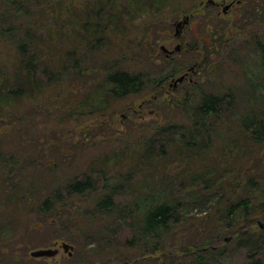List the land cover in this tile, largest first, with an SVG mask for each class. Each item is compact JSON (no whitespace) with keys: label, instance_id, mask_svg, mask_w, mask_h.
<instances>
[{"label":"rangeland","instance_id":"374dc122","mask_svg":"<svg viewBox=\"0 0 264 264\" xmlns=\"http://www.w3.org/2000/svg\"><path fill=\"white\" fill-rule=\"evenodd\" d=\"M99 1L102 6L107 5V1L111 2L115 9H122V14L110 19L105 16L102 20V14H99L100 17L95 18L99 23L93 24L94 28H88L89 34L86 35L90 36L92 32L91 37L95 35L89 44L99 51H90L85 58L86 87L100 76L99 54L105 52L106 56L116 58L123 51L122 64L132 72L148 76L173 73L159 88V97L156 98V92L117 96L104 86L90 88L89 91L70 90V83L79 81V78L66 73L61 83L48 82L41 87L34 83V87L21 96L0 92V115L3 116L8 108L19 105L28 93L33 97L32 90L44 87L39 101L48 110L44 107V114L39 116L40 122L37 121L29 133L48 141L43 158L50 159L53 166L39 169V175L46 176V185L53 189L65 176L79 174L95 163L97 170L107 175L113 174L112 170L120 173L117 183L122 181V192L116 193V199L125 201L131 198L130 192L134 188L141 186L142 180L151 178V175L157 176L154 169L157 163L164 161L167 164L165 179L171 184V180H175L171 189L181 204L177 210L178 219L163 239L162 260L156 259L160 254L156 252L155 258L148 264H192L185 262L178 253L183 240L194 243L200 239L197 233L201 229L197 227L188 234L192 219L196 221V226L206 220L204 233L213 240L212 246L216 248L209 259L211 264H249L252 258L264 261V227L259 225V222L264 223V142L253 141L239 123L243 112L251 109H254V114L262 110L257 112L258 117L264 115V74L258 79L262 95L253 94L242 74L245 63L254 61L248 57L254 50L253 38L245 36L238 41H230L233 44L231 48L234 47L236 52L230 48L213 51L207 44L212 41L215 19L233 17L246 0ZM2 6L0 15L3 14ZM215 8L221 11L219 16L215 14ZM94 14L92 10V16ZM186 16L189 17L188 22L176 33L177 22ZM240 17L241 14L237 19ZM255 17L263 16L256 14ZM33 18L34 29H44L40 27L42 19L37 21V13L33 14ZM250 20L247 19L248 22ZM2 21L0 30L3 29ZM103 21L108 24V29ZM50 23L52 33L36 32L42 35L37 42H41L39 47L46 58L37 61L35 77L43 83L47 77L43 63L45 68L57 66L60 60L52 57L60 55L62 65L70 67L65 53L78 40L77 28L74 33L61 32L57 30L61 23ZM248 28L255 33L260 29L259 38L261 43L264 42L262 22L258 27L252 24ZM79 31L82 35L84 28L80 27ZM101 34L108 36L105 42L101 40L102 47L96 43L103 38ZM238 35L232 34V37L237 38ZM143 38L145 44L135 47L136 41ZM147 38L153 40L155 48L147 46ZM6 44L3 32H0V72L13 54L14 48L11 46L10 49ZM162 44L173 52L164 51ZM177 45L180 49L174 50ZM140 48L143 51H137ZM132 49L135 51L132 52ZM206 52H210L209 55ZM195 61L197 65L194 69L187 70ZM186 70V78L173 85L174 79ZM1 79L0 76V84ZM193 86L204 87L205 90H225L229 86L233 89V101H225L218 112L210 115L197 114V110L191 108L186 111L179 104L186 93L195 97ZM192 100V104L197 102V99ZM254 120L255 117H252L251 121ZM164 122L174 123L175 127H164ZM193 125L201 128L200 135H196L199 130L196 131ZM16 135L19 134L14 130L6 139L0 140V145L10 149L12 141L19 137ZM155 135L156 138L153 137ZM187 140L196 147L201 143V147H185ZM161 149L167 152L166 155L159 154ZM38 158H42V154ZM2 172L0 166V174ZM248 174L254 175V181L248 180ZM244 197L249 199L246 209L233 206L234 202ZM79 200L82 199L75 198L77 203ZM13 204L16 206L15 201ZM80 204L85 207L89 202L81 201ZM44 218L21 209L14 213V217L9 212L0 213V264H130L127 260L117 261L128 252L134 256L138 250H128L123 246L132 235V228L126 221L108 216L98 219L87 214L85 218H90L91 225L85 227V232L89 238L85 242L82 238L77 242L66 240L74 246L73 253L68 255L59 248L60 242L65 239L58 237L57 233H63V230L56 231L57 225L48 223ZM63 220L58 218L59 224ZM107 241H112V245ZM47 247L58 248V252L46 257L30 255L34 249Z\"/></svg>","mask_w":264,"mask_h":264},{"label":"trees","instance_id":"16d2710c","mask_svg":"<svg viewBox=\"0 0 264 264\" xmlns=\"http://www.w3.org/2000/svg\"><path fill=\"white\" fill-rule=\"evenodd\" d=\"M0 5H3V14L0 15V20H3V29L0 32H3V41L8 43L6 45L10 46V49L14 48L13 54L8 57L5 65H3V71L0 72L2 78L0 92L4 94L21 96L32 89L34 83L39 87L48 82L61 83L66 73H72L78 75L79 81L70 83V90L81 91L83 89V91H89L104 86V89L117 96L140 92L154 94L156 92V98H158L159 88L163 87L166 79L173 76V73L169 72L157 76L132 72L122 64L123 51L116 58L108 57L104 52L99 54L101 57L98 56V67L101 68L100 76L89 87H86L87 67L84 64L85 58L90 51H99L92 49L91 44H89L95 35L91 37L94 34L92 32L90 36H87L86 34H89L88 28L89 26L94 28L92 25L99 23L95 20V18L100 17L99 14H102L101 20L105 16L110 19L122 14V12L120 13L122 9H115L109 1H107V5L102 6L99 0H0ZM92 10L95 11L94 16H92ZM33 12H36L39 17L37 21L42 19V23H40L42 26L40 27L44 29H34L33 14L36 13ZM239 14L241 17L237 19ZM256 14L263 17H255ZM247 19L251 20L248 22ZM52 21L61 23L60 27L57 28L61 32L72 31L74 33L77 28L78 40L65 53L66 57L70 58V60L68 58L70 67L62 65L60 55L52 57H58L60 60L57 61V66L45 68L46 64L43 63L47 75L43 83L35 77L37 61L46 58V54L39 47L41 42H37V39L42 35H37L36 32L41 34L43 33L41 31H44L46 35L52 33L50 29V22ZM260 22L264 24V0L263 2L246 0L238 15L235 14L225 20L215 19L212 41L207 44L212 47L213 51L230 48L231 51L236 52L234 47L231 48L233 44H230V41L235 42L245 36L253 38L254 50L248 57L254 61L245 63L242 74L251 92L261 96V86L258 79L262 78L264 74V42L261 43L259 38L260 29L258 33L252 29H246L252 24L258 27ZM103 23L104 27L108 29V24L104 21ZM80 27L81 29L84 28L82 35L80 34L81 30L79 31ZM238 33L237 38L232 37V34ZM101 36L103 38L98 39L96 43L102 47V41L105 42L108 36L107 34H101ZM143 40L144 38L137 40L134 46L138 47L139 44H145ZM146 44L150 49L155 48L153 40L148 39ZM140 49L137 51H143ZM210 52L206 53L209 55ZM201 61L205 63V61ZM195 62L194 67L197 65V61ZM204 76L206 75L204 74ZM193 88L196 90L193 93L195 97L186 93L179 104L186 111L191 108L197 110V112L194 111L197 114L210 115L212 112H218L220 107L224 106L225 101H233V93H231L233 89L229 86L225 90L224 88L205 90L204 87L198 86H193ZM43 89L44 87L32 90L34 91L31 93L33 97L28 96V93L19 105L15 108H6L3 116L0 115V140L6 139L14 130H17L19 134L16 135L19 137L12 141L13 144L10 149H5L0 145V166L3 168V172L0 174V213L5 211L7 214L9 212V215L14 217V213L21 209L25 213L32 212L38 216H43L48 223L57 225L56 231L63 230V233H57L58 237L64 238L63 241L71 242L80 241L81 238L85 242L89 238L85 232V227L91 225L90 218H85L87 214H90L91 217H98V219H104L107 216L113 219L120 218L132 228V235L123 246L128 250L130 248L138 249L140 252L134 250V256L129 255L128 252L120 257L117 262L127 260L130 264H148L151 262L150 260L155 258L154 253L156 252H160L156 259L162 260L160 255L162 256L161 253L164 252V249H161L163 239L170 232L171 225L178 219L177 210L181 204L171 189L175 180H171V184L165 179L167 164L164 161L157 163L154 168L157 171V176L151 175V178L142 180L141 186L134 188L130 192L131 198L125 201L116 199V193L122 192V181L117 183V175L120 173L112 170L113 174L108 173L109 175H107L102 170L98 171L95 163H91L87 169L79 174L65 176L62 182L54 186L55 189L48 187L46 185L47 177L41 176L42 174L39 175V169L53 166L50 159L43 158L48 141L39 135L33 137L29 133L34 124L36 125V122L39 121V116L44 114L45 108H47L39 101L42 99L39 96ZM262 98L264 99L263 96ZM192 99H197V102L192 104ZM253 110L243 112L239 117V123L253 141L264 142V115L258 117L257 112L260 109L255 114L252 112ZM252 117H255L254 121H251ZM172 124L174 123L164 122L163 126L175 127ZM193 126L197 128L196 131L199 130L196 135H200L201 128H198V125ZM156 136L153 137L156 138ZM185 144V147L191 149L201 147V143L197 147L193 146L190 140H187ZM190 144L192 146H189ZM163 150L161 149L159 154L164 156L167 152ZM39 154H42L43 159L38 158ZM248 178L250 182L254 181L253 174H248ZM179 184L181 183L179 182ZM91 196L95 197L92 198ZM75 198L82 199L79 200L80 202L88 201L89 204L83 207L80 202L75 201ZM91 198L93 202H91ZM13 201H15L16 206ZM233 204L234 207L241 206L246 209L249 205V199L247 197L240 198ZM6 205L10 208H7ZM58 218H64L63 223L59 224ZM192 220L193 222L189 224L188 234L197 227V229H201L197 233L200 239L194 243L183 240L184 243L180 242L182 245L178 253L183 256L185 262L211 264L209 259L216 252V248L212 246L213 240L204 233L206 220L198 223L197 226L195 225L197 224L196 221ZM111 243L113 242L107 241V244L112 245ZM189 246L193 249H190ZM249 264H264V261L260 258H252Z\"/></svg>","mask_w":264,"mask_h":264},{"label":"water","instance_id":"95a60500","mask_svg":"<svg viewBox=\"0 0 264 264\" xmlns=\"http://www.w3.org/2000/svg\"><path fill=\"white\" fill-rule=\"evenodd\" d=\"M188 20H189V17L186 16L183 20L177 22L176 33H178V28L182 27L183 24H186L188 22ZM161 48L168 53L173 52V50L167 49L163 44L161 45ZM179 49H180V46L177 45L174 50H179ZM192 68L193 67L191 66L189 69H192ZM185 76H186V73L179 75L178 77H176L174 79L172 84L176 85L178 82H181ZM259 225H260V227H264V223L259 222ZM59 248H62V250L64 252H66L68 255H71L74 246L69 242L62 241L59 244ZM57 252H58V248L47 247V248L34 249V250L30 251V255L32 257H46V256H54ZM124 264H126V263L124 262Z\"/></svg>","mask_w":264,"mask_h":264},{"label":"flooded vegetation","instance_id":"af4514ba","mask_svg":"<svg viewBox=\"0 0 264 264\" xmlns=\"http://www.w3.org/2000/svg\"><path fill=\"white\" fill-rule=\"evenodd\" d=\"M237 1H240V0H237ZM242 6H240L239 8H238V10L235 12L236 14L239 12V10H240V8H241ZM215 14H217L218 16L221 14V11H219L217 8H215Z\"/></svg>","mask_w":264,"mask_h":264}]
</instances>
